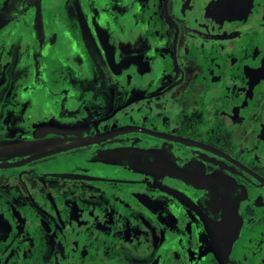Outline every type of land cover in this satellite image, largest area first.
<instances>
[{
  "label": "flooded vegetation",
  "instance_id": "flooded-vegetation-1",
  "mask_svg": "<svg viewBox=\"0 0 264 264\" xmlns=\"http://www.w3.org/2000/svg\"><path fill=\"white\" fill-rule=\"evenodd\" d=\"M0 264H264V0H0Z\"/></svg>",
  "mask_w": 264,
  "mask_h": 264
}]
</instances>
